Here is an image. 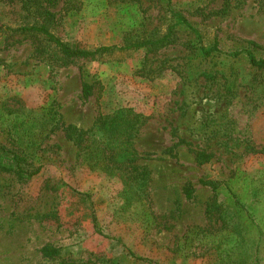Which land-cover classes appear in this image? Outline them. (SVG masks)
I'll list each match as a JSON object with an SVG mask.
<instances>
[{"label": "rangeland", "instance_id": "obj_1", "mask_svg": "<svg viewBox=\"0 0 264 264\" xmlns=\"http://www.w3.org/2000/svg\"><path fill=\"white\" fill-rule=\"evenodd\" d=\"M170 2L60 0L52 31L85 48L112 45L164 32L174 9L221 52L202 57L199 38L180 28L176 42L153 53L115 50L62 64L36 56L28 37L0 34L8 107L54 106L63 125L81 129L119 107L141 113L129 162L147 171L142 186L132 174L91 171L61 130L50 134L31 179L0 169V264H264V152L253 151L264 148V69L230 54L251 41L264 58V0ZM19 18L0 0V25ZM8 121L0 120L7 146ZM202 150L213 157L198 165ZM200 179L219 183L222 206L211 216L215 192ZM45 247L59 252L44 255Z\"/></svg>", "mask_w": 264, "mask_h": 264}, {"label": "trees", "instance_id": "obj_2", "mask_svg": "<svg viewBox=\"0 0 264 264\" xmlns=\"http://www.w3.org/2000/svg\"><path fill=\"white\" fill-rule=\"evenodd\" d=\"M5 1L11 7H17L20 18L18 21H13L11 25L6 23L0 25V34L5 39L15 36L28 37L34 42V54L46 57L51 63L66 64L77 58H92L112 53L115 50H143L146 54L153 53L176 42L177 30L180 28L188 29L199 38L200 45L197 48L202 57L221 52L217 39L205 44L201 43V33L198 28L174 9L171 11V19L169 18L164 32L154 30L147 34L130 33L117 44L85 48L77 43L64 42L52 31L57 20V12L54 8L60 0ZM224 1V8H228L229 0ZM166 6L167 9L170 8V0H166ZM256 47V43L249 41L246 47L230 51V54L233 56L243 54L252 66L264 69V58L254 53ZM91 89L92 83L84 79L82 95L88 97ZM4 116L10 119L6 130L11 144L7 146L0 142L1 170L11 172L22 179H31L42 168V164H34L37 151L45 149L43 144L50 134L61 130L65 137L77 147L79 157L91 171L99 170L108 174L121 172L127 175L126 178H131L132 174V178L141 186L146 182L147 171L129 162L130 156L136 154L133 138L143 123L144 115L141 113H134L129 108L119 107L110 114L99 115L90 128L81 129L74 125H63L61 115L54 110V106L38 112L26 109L23 104H19L17 108H10L5 100L0 99V120ZM253 151L263 153L264 148ZM212 157V153L202 150L196 153L195 161L198 165H203L208 163ZM199 183L210 186L215 192L214 200L207 209V214L211 216L222 206L217 202L216 191L219 183L204 179H200ZM191 192L192 189H187L186 196L190 197ZM236 202L241 204L237 199ZM221 212L222 210L219 212V217L224 221L226 219L223 218ZM58 252V249L53 247L43 249L44 255L47 256L58 254ZM233 262L239 264L236 260ZM111 264H114L113 261Z\"/></svg>", "mask_w": 264, "mask_h": 264}]
</instances>
